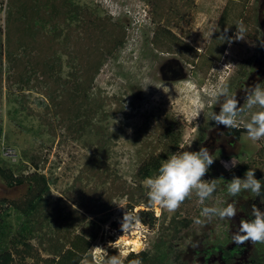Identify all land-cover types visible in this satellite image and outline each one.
Instances as JSON below:
<instances>
[{
	"label": "rangeland",
	"instance_id": "rangeland-1",
	"mask_svg": "<svg viewBox=\"0 0 264 264\" xmlns=\"http://www.w3.org/2000/svg\"><path fill=\"white\" fill-rule=\"evenodd\" d=\"M169 1L171 7L165 8L168 11L157 18L153 0H68L70 16L54 23L61 32L58 41L63 40L68 27L75 28L80 35L84 34L81 22L83 24L87 15L94 20V32L99 40L108 38L113 24L122 28L123 35L120 44L110 53H104L87 90V100L79 102L77 110L71 108L77 101L67 99L71 115L66 113L63 116L59 109L64 98L63 89L61 92L58 85L51 90L53 99L49 98L42 91L46 84L41 75L63 85H71L79 71L76 64L80 55H74L72 49L58 48L56 56L60 65L48 75L45 70H37V61L20 62L18 56L9 59L8 52L14 55L26 48L19 49L12 44V35L8 39L6 25L9 18L6 14L10 1L0 0V43L3 50L0 166L16 176L36 171L49 178V191L43 196L45 206L40 213L42 227L30 241L42 256H51L46 250L47 238L58 240L67 247L68 240L82 227H87L96 232L86 255L89 264H97L104 253H129L138 249L155 256L157 264H200L193 257L192 249L199 243L214 242L219 234L216 219L204 225L194 222L200 218L201 209L195 195L186 199L175 212L153 205L146 207L142 202L147 192L145 179L139 183L134 178L140 160L150 151L159 150L167 140L161 136L160 130L164 125L168 134L180 132L178 146L172 153L180 150L179 145L194 138L191 146H186L187 150L199 151L203 146L215 156L212 166L216 173H206L203 177L206 180L226 179L231 175L230 171L246 160L255 161L254 165L261 167L260 160L256 164L252 156L257 142L259 145L264 139L252 141L242 133L239 142L238 139L233 141L239 144L238 152L231 155L235 148L227 146L224 140L232 138L224 134L225 126L208 120L210 108L206 107L195 121L185 115L193 103L185 87L189 82L194 84L204 104L211 103L208 91L221 79L229 81L230 91L235 93L238 104H243L246 95L242 86L252 87L260 83L264 87V0H186V10L175 15L172 11L177 6L185 9V0ZM241 10L246 13V32L244 38L236 39V30L233 31L232 26ZM25 12L16 9L14 21L16 24L20 22L21 28L26 23ZM221 14L224 18L219 22ZM97 23L101 28L96 27ZM49 24L44 23L40 30L44 35L52 33ZM157 24L169 28L192 49L166 52L152 45L150 38ZM24 32L23 36L28 35L27 30ZM228 34L232 42L227 41L221 50V35ZM25 38L28 39L27 36ZM34 39H38L37 35ZM23 46L26 45L23 43ZM17 64L21 69L15 73ZM167 64L180 67L182 77L178 80L164 77L163 70ZM145 81L154 85L150 84L144 90ZM39 98L42 99L40 103ZM213 110L218 112L219 105L213 106ZM167 117H172L174 123L168 125ZM100 148L106 155L103 158L105 167L97 170V176L88 175L83 165L88 156L96 154V149ZM217 150H222L225 157L217 154ZM231 160L237 162L235 167L226 169L224 162ZM221 183L206 204L212 205L222 198ZM138 187L143 190L142 196ZM27 190V182L9 186L0 179L2 198H18ZM88 205L99 210L88 211ZM70 207L81 212L84 218L63 225L64 220L53 219L50 213L59 211L61 217L71 213L73 217ZM139 209L150 210L153 222L138 220L131 231L123 233L120 225L124 213L133 214ZM46 214L47 218L43 219ZM1 217L3 223L10 226V231L20 221L11 209ZM182 219L187 223H178ZM134 230L137 232L132 233ZM128 239L137 242L136 248L132 243L125 244L124 240Z\"/></svg>",
	"mask_w": 264,
	"mask_h": 264
},
{
	"label": "trees",
	"instance_id": "trees-1",
	"mask_svg": "<svg viewBox=\"0 0 264 264\" xmlns=\"http://www.w3.org/2000/svg\"><path fill=\"white\" fill-rule=\"evenodd\" d=\"M9 1L10 6L8 7L6 14L7 18H9L8 24L6 25V31L9 34L8 39H10V36L12 35V44H15L16 47L18 46L19 49L26 48V50L14 55L8 52L7 57L9 59L13 56H18L20 62L28 60L37 61V70H45L46 75H48L52 70H54L55 67L58 68L60 65V60L56 56V51L58 48H61L62 50L72 49L74 55H80L76 64V67L79 69V76L77 74V77L72 80L71 85L64 84V86L62 83H58V81H52L51 79L46 78V76L41 75L46 84V87L42 90L43 93L49 98L53 99L51 96V90L53 91L55 87L60 85L61 92L62 89L64 91V98H62L61 103H59L61 107L59 109L62 110L61 113L63 116H65L66 113L67 116L71 115L70 110L68 111L67 104L69 102L67 99L77 101V103L73 104L71 107L72 109L74 108L77 110L79 109V102L84 101V99L87 100V90L90 88L91 81L99 68L104 53H110L112 49L122 41V28L116 24H113L110 27V30L108 29V38L105 41L99 40L94 32V20L90 19L91 17L89 15H87L88 17L85 15L86 20H84L83 24L81 22V27L84 34L80 35V33L75 28L68 27L67 32L64 34L63 40L60 42L58 41V36L61 32L57 27L55 28L54 23L62 22L64 21L65 17L70 16L71 12L69 11L70 8L68 7V0ZM184 5L185 9L177 6L176 10L172 11L174 15L180 12L183 13L186 10V0L184 1ZM153 7L154 12L156 13L155 17L160 18L164 11H168L165 10V8L167 9L171 7V3L169 0H153ZM16 9L23 13L26 10L25 14L27 15L24 19L26 23L25 26H22V28L19 24L20 22H17L16 24V21H14ZM84 14L86 13L84 12ZM245 14L246 13H244V10H241L237 14V18L235 19L236 21L232 26L233 31L236 30L235 25L238 21H243V24L245 25L247 20ZM223 18L224 14H221L218 18V21L222 22ZM46 22L50 23L49 28L52 29V33H46L44 35V33H42L40 30ZM96 27L101 28V25L97 23ZM24 29L27 30L28 35L25 34V36H27L28 39L23 36V33H25ZM101 32L102 30H99V33ZM35 35H37L38 39H34ZM228 37H230L229 34L225 36V40L222 42L221 50L227 43ZM23 43L26 46H23ZM150 43L156 47L164 49L167 52L179 50L190 51L192 49L187 42L176 36V34H174L169 28L159 24H157L152 30ZM2 55L3 50L0 43V77ZM26 58L29 59L26 60ZM20 69L21 65L18 66L17 64L15 67V73ZM38 100L39 103L42 101L41 98ZM165 121L168 125L174 123V119L172 117H167ZM167 124L166 127H168ZM160 131L162 133L161 136L164 135L167 140L162 144V147L159 150L150 151L149 154L144 156L138 163L134 172V178L139 183L147 177H150V175L153 173L156 174L161 162L171 155V153L178 146L180 132L168 134V130L165 128V125ZM96 150L97 153L90 154L83 165V170L88 175L97 176L99 175L97 170L105 167L103 158L106 155L104 151L101 148ZM0 179L9 186L21 184L23 182L28 183V190L23 196L14 199L0 197V264H79L80 260L83 257H86L91 245V240L95 237L96 233L95 231L91 230V228L82 227L79 232L75 233L68 240L67 247H65L63 244H60L58 240L54 241L52 238H47L49 240V244L46 246V250H48V253L51 256H42L38 248L30 242L34 237H36L35 233H37V231H39L42 227L43 222L40 219V213L42 207L45 206V200L43 199V196L49 191L48 177L36 171L25 175L16 176L9 169L0 166ZM138 191L142 196V188L138 187ZM142 202L146 204V207H151L147 196H144ZM70 208L72 213H74L73 217L71 216V213H69L70 216L66 217H61L59 211H50V213L52 214L53 219L57 218L60 222L64 220L65 223L62 222L63 225L71 223V220L75 219L81 221L84 218V215L81 212H78V210L72 207ZM10 209L18 215L20 220L13 231H10V226L7 223H3L1 217L2 214H7ZM86 209L91 211L97 208H93L91 205H88ZM97 210H99V208ZM133 215H135L139 221L149 224H151L154 219L150 210L139 209L134 212ZM47 216L48 214L43 215L42 218L46 219ZM172 220V222L175 221L174 218H172ZM178 223L186 224L187 220H178ZM169 248L170 245H168V249ZM137 258L142 261V264H157L155 262L158 261V259L156 260L155 256H150L146 250H139L138 256L136 255V252H129L125 264H128V261ZM152 258H154L155 261Z\"/></svg>",
	"mask_w": 264,
	"mask_h": 264
},
{
	"label": "clouds",
	"instance_id": "clouds-1",
	"mask_svg": "<svg viewBox=\"0 0 264 264\" xmlns=\"http://www.w3.org/2000/svg\"><path fill=\"white\" fill-rule=\"evenodd\" d=\"M235 26V38H244L246 28L243 21H238ZM227 30V27H225L224 31L227 32ZM221 38L223 41L225 40V36L221 35ZM227 41L231 43L232 38L228 37ZM150 84L152 83L145 81L142 89L146 90ZM242 87L246 93L243 104H238L235 93L230 91L227 79H221L209 89L208 96L211 103L204 104L199 98L196 86L189 82L185 87V91L192 98L193 103L189 106L185 115L189 120L195 121L207 107L210 108L208 120L228 129H238L243 126L247 137L252 141L264 139V87L260 83L252 87ZM217 104L219 105L218 112L213 110V106ZM194 140L193 138L179 145L180 150L164 159L155 175L145 179L146 196L151 205L168 212H175L186 199L195 195L201 206L200 218H196L194 221L196 224L204 225L213 218L230 220L237 213L235 198L245 192L253 197L261 196L264 184L261 180L255 178L254 169L252 168H248L243 178L233 176L227 181L222 177L204 179L203 177L214 163L215 158L203 146L200 147L199 151L187 150L186 146L190 147ZM236 163L233 160L224 162V167L231 170ZM221 182L225 184L227 196L233 198L232 201L218 199L212 205L206 204V201L213 196ZM250 215L253 218L250 220L241 219L237 231L231 235V241L237 246L243 245L245 242L264 244V211L253 204ZM138 223L139 221L135 215L126 214L125 212L120 226L124 233L131 231ZM97 248L103 249L101 247ZM128 255L127 252L111 255L104 253L102 260H98L97 264H125ZM136 255H139V249L136 251ZM79 264H89V259L83 257ZM128 264H142V261L138 258L132 259L128 261Z\"/></svg>",
	"mask_w": 264,
	"mask_h": 264
},
{
	"label": "flooded vegetation",
	"instance_id": "flooded-vegetation-1",
	"mask_svg": "<svg viewBox=\"0 0 264 264\" xmlns=\"http://www.w3.org/2000/svg\"><path fill=\"white\" fill-rule=\"evenodd\" d=\"M162 51L165 50L163 49ZM182 75L183 71L180 67L172 64L165 65L163 70L164 77L178 80L182 77ZM242 133H246L243 126L238 129L226 128L224 134H226L229 139H232L224 141L225 143L227 142V146H233L235 148L233 152H231V155L238 152L237 150L239 148V144L237 145L236 142L234 144L233 141L238 139L237 142H239ZM258 143L259 142H257V148L252 157L253 159H256V164L258 160H260L259 163L261 164V167L257 168L254 165L255 161L252 162V160L242 161L234 170L230 171L231 175L224 180H230L233 176L243 178L244 173L248 170V168H252L254 169L255 178L261 180L262 184H264V142H261L259 145ZM216 152L221 155L224 153L222 150H217ZM215 171L216 169L211 165L207 173L213 174L216 173ZM220 193L222 200L228 199L229 202L232 201L233 198L227 196L226 187L223 182L221 183ZM261 196H264V190H262ZM261 196L253 197L245 192L242 193L241 196L236 197L237 213L235 217L230 220H220L219 218H215L217 225L219 226V234H217V238H215L214 242L211 244L199 243L197 248L192 249L193 257L196 258V260H199L200 264H264V244H251V242H245L243 245L237 246L231 241V235L237 231L240 220H250L253 218L250 215L253 204L264 211V197Z\"/></svg>",
	"mask_w": 264,
	"mask_h": 264
},
{
	"label": "bare ground",
	"instance_id": "bare-ground-1",
	"mask_svg": "<svg viewBox=\"0 0 264 264\" xmlns=\"http://www.w3.org/2000/svg\"><path fill=\"white\" fill-rule=\"evenodd\" d=\"M135 232H137V231H132V233H135ZM125 241V244L127 245V244H130V243H132L134 246H135V248H136V246L138 245L137 244V242H135V241H130L129 239L128 240H124ZM130 246H132V245H130ZM130 250V249H129ZM127 252V251H126Z\"/></svg>",
	"mask_w": 264,
	"mask_h": 264
}]
</instances>
